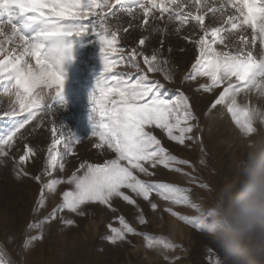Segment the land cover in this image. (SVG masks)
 Here are the masks:
<instances>
[{"label": "snow or ice", "instance_id": "obj_1", "mask_svg": "<svg viewBox=\"0 0 264 264\" xmlns=\"http://www.w3.org/2000/svg\"><path fill=\"white\" fill-rule=\"evenodd\" d=\"M124 15L130 20L128 27L121 29ZM158 21L163 22L162 27ZM172 24L176 32L188 26L190 35L185 39L195 46L197 55L184 79L197 81V91L213 94L209 107L226 106L242 135L250 134L256 121L264 124V110L238 103L241 93L255 92L264 99V0H0V96L8 97L7 105L0 102V118L12 120L11 126L0 132V160L14 157L12 163L18 177L28 175L25 165L37 155L27 143L31 131L26 126L34 118L43 119L37 117L38 111L47 115L54 107L64 106L62 66L72 59L73 43L82 35L97 37L102 67L88 95V121L90 135L97 138L93 147L104 154L114 153V158L103 163L83 161L66 179H49L50 191L61 183L71 187L62 192L61 203L45 219L54 221L57 212L65 209L83 216V206L92 203L112 208L115 198L136 204L124 189L145 201L156 191L174 204L192 209L199 206L186 194L188 189L140 178V174L154 176L157 167L163 166L195 182L183 168L175 167L190 162L171 154L154 134V129H160L170 141L185 147L194 139L192 121L197 117L188 97L180 93L175 99L166 98L161 92L165 86L154 78L161 74L164 80L171 81L174 69L170 62L160 55V49L146 55L132 48L127 66L136 72L116 71L124 55L117 46L121 31L151 28V32L163 35ZM248 29L250 36L246 34ZM139 44L145 45L146 39L142 37ZM141 58L144 68L139 63ZM149 73L154 75L150 77ZM200 78H206L205 82H199ZM39 126L37 123L34 127ZM21 142L23 154L18 155ZM79 143L75 133L65 136L63 127L53 126L43 172L34 179L43 181L57 169L64 172L66 158L76 155L75 146ZM151 207L155 209L157 205L152 203ZM167 211L195 222L199 230L198 217L180 216L171 208ZM59 219L64 225L75 223L64 216ZM117 219L121 227L109 225L111 235L107 239L111 243L122 241L126 233L135 231L124 217ZM38 239L39 236L28 237L23 246L27 248ZM0 264H15L3 249ZM214 264H220L218 256Z\"/></svg>", "mask_w": 264, "mask_h": 264}, {"label": "rangeland", "instance_id": "obj_2", "mask_svg": "<svg viewBox=\"0 0 264 264\" xmlns=\"http://www.w3.org/2000/svg\"><path fill=\"white\" fill-rule=\"evenodd\" d=\"M129 20L127 15L122 16L121 29L128 27ZM157 23L163 26L162 21ZM174 28L175 24L169 25L167 33L163 35L151 32V28L147 31L139 27L130 28L127 33L121 31L117 46L124 51V55L123 63L116 71L136 72V69L127 66L128 52L132 48L140 49L146 55H151L154 49H160V55L170 62L174 69L173 79L164 80L161 74H155L154 78L165 86L161 92L166 98L175 99L180 93L188 97L197 117L192 121L194 139L185 147L170 141L160 129H154V134L171 154L190 162V165L177 164L175 167L183 168L184 172L195 178V182L163 166L157 167L154 176L140 174V178L188 189L186 194L200 205L209 203L224 179L233 174L234 162L241 154L242 133L232 121L226 106L211 109L209 104L214 98L213 94L197 91V81L184 79L197 50L190 40L185 39V36L190 35L188 26L180 32L174 31ZM246 34L250 36L251 30L248 29ZM142 37L146 39L143 46L139 44ZM139 63L142 68L145 67L142 58ZM62 67L65 77L62 96L66 103L62 107H54L47 115L38 111L37 117L43 119L34 118L26 126L31 131V135L26 134L27 143L37 152L25 165L28 175H16L12 163L14 157L0 160V249L5 250L15 264H214L215 258H220V255L210 238L194 226L195 222L182 220L167 211L171 208L180 216L191 218L196 216L195 210L188 205L164 200L156 191H153L149 201H145L124 189L125 194L130 195L136 204L115 198L112 208L92 203L83 206V216L65 209L57 212L54 221L45 219L61 203L62 192L71 187L61 183L55 186L54 191H50L47 184L49 179H66L83 161L103 163L106 159L114 158V153L104 154L93 147L97 138L90 135L88 121V95L102 67L97 37L82 35L73 43L72 59L66 60ZM148 75L152 77L154 74ZM205 80L200 78L199 82ZM2 90L3 81H0V92ZM0 102L7 105L8 97L0 96ZM238 103H247L264 110V99L255 92L247 95L241 93ZM37 123L40 126L34 127ZM11 124V118H0V132ZM53 126L63 127L65 136L75 133L80 143L75 146L76 155L66 158L64 172L57 169L52 176H46L38 182L34 177L43 172ZM260 126L259 121H256V127ZM18 147L21 149L18 155L23 154V142ZM60 147L62 150L63 145ZM202 184H206L207 189L202 188ZM40 201H43L42 206ZM152 203L157 205L155 209L151 207ZM61 216L73 219L75 223L64 225L59 219ZM121 216L135 231L126 233L122 241L111 243L107 239L111 235L109 225L121 227L117 219ZM140 219L143 223L139 222ZM31 236H39L40 239L25 248L23 241ZM165 243L173 246L164 247Z\"/></svg>", "mask_w": 264, "mask_h": 264}, {"label": "clouds", "instance_id": "obj_3", "mask_svg": "<svg viewBox=\"0 0 264 264\" xmlns=\"http://www.w3.org/2000/svg\"><path fill=\"white\" fill-rule=\"evenodd\" d=\"M240 145L233 174L194 210L220 264H264V124L242 135Z\"/></svg>", "mask_w": 264, "mask_h": 264}, {"label": "bare ground", "instance_id": "obj_4", "mask_svg": "<svg viewBox=\"0 0 264 264\" xmlns=\"http://www.w3.org/2000/svg\"><path fill=\"white\" fill-rule=\"evenodd\" d=\"M215 126V125H214ZM216 129V128H215ZM136 256V255H135Z\"/></svg>", "mask_w": 264, "mask_h": 264}]
</instances>
